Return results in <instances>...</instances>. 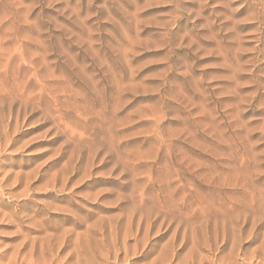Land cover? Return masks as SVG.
I'll list each match as a JSON object with an SVG mask.
<instances>
[{"label":"rangeland","instance_id":"374dc122","mask_svg":"<svg viewBox=\"0 0 264 264\" xmlns=\"http://www.w3.org/2000/svg\"><path fill=\"white\" fill-rule=\"evenodd\" d=\"M0 264H264V0H0Z\"/></svg>","mask_w":264,"mask_h":264}]
</instances>
